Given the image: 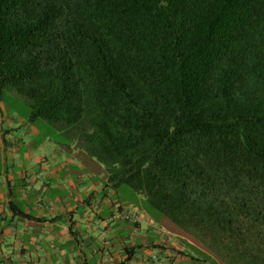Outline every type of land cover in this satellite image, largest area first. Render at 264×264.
<instances>
[{"label":"trees","instance_id":"trees-1","mask_svg":"<svg viewBox=\"0 0 264 264\" xmlns=\"http://www.w3.org/2000/svg\"><path fill=\"white\" fill-rule=\"evenodd\" d=\"M0 101L198 260L264 264V0H0Z\"/></svg>","mask_w":264,"mask_h":264},{"label":"crops","instance_id":"crops-1","mask_svg":"<svg viewBox=\"0 0 264 264\" xmlns=\"http://www.w3.org/2000/svg\"><path fill=\"white\" fill-rule=\"evenodd\" d=\"M23 114L0 101V264H208Z\"/></svg>","mask_w":264,"mask_h":264},{"label":"rangeland","instance_id":"rangeland-1","mask_svg":"<svg viewBox=\"0 0 264 264\" xmlns=\"http://www.w3.org/2000/svg\"><path fill=\"white\" fill-rule=\"evenodd\" d=\"M13 107H15L16 109H18V111H25L26 110V108L22 104H20V103H18V104L16 103L15 105H13ZM118 191H119V193H114V200H119L120 203L123 206L132 207V206L135 205L134 204L135 198L132 197V193L130 192V190H128L126 187H121Z\"/></svg>","mask_w":264,"mask_h":264}]
</instances>
